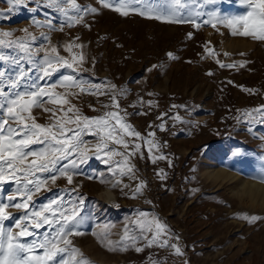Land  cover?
I'll use <instances>...</instances> for the list:
<instances>
[{
  "label": "rangeland",
  "instance_id": "obj_1",
  "mask_svg": "<svg viewBox=\"0 0 264 264\" xmlns=\"http://www.w3.org/2000/svg\"><path fill=\"white\" fill-rule=\"evenodd\" d=\"M77 2L97 11L85 14L84 23L73 27L65 24L63 31L49 32L46 27H34V21L51 19L59 28L65 18L45 7L43 0H32L28 8L12 12L7 11L8 0H0V32L23 37L22 29L27 28L38 38L34 47L48 46L41 37V33H46L65 57L69 53L63 46L78 37L75 42L84 46L83 67L88 71H82L77 79L116 85L119 110H108L119 111L121 116L128 113L126 122L142 138L159 144L158 149L152 150L153 158L161 154L166 158L153 162L148 158V145L143 139L136 140L144 158L139 153L131 157L134 173L119 177L113 176L108 170L110 165L102 162L106 157L97 159L89 152L91 158L80 166V174L74 175L72 184L62 177L55 185L49 183L51 191L37 194L36 203H46L62 189L78 187L79 194L86 197L82 215L87 219L80 229L84 234L70 239L90 264H150V258L158 264H264V192L248 188L255 184L264 189V122L258 116L253 119L245 114L264 105V41L234 36L223 24L213 28L203 23L209 19V12L242 15L248 11L247 5L240 0H215L211 4L206 0H184L188 7L181 9V14L194 19L200 25L197 28L192 23H166L131 11L123 16L113 10L120 0H107L113 7H104L100 0ZM144 2L159 7L167 0ZM30 8L37 11H29ZM206 49H211V54ZM0 54L13 53L0 47ZM217 61L236 66L220 67ZM241 62H246L244 67H240ZM61 74L75 75L62 69L47 83H55ZM71 102L89 117L102 115L101 104H111L108 96L97 99L87 94L72 98ZM33 115L41 124L48 122L49 114L42 109H34ZM161 123L163 131L159 128ZM149 132L154 137L148 136ZM85 139L93 142L90 147L94 151V138ZM110 147L123 151L118 145ZM121 159L113 157V162ZM161 170V174H166L163 180L157 175ZM117 178L122 183L113 188ZM140 181L146 186L132 198ZM13 187L12 183L6 184L0 196L6 200ZM9 211L16 216L21 214L15 208ZM139 212L166 224L172 236L170 243H177L184 255H175L170 247L156 246L139 253L134 248L109 251L106 241L101 242L104 226H108V239L118 241L125 225L136 227L130 221L137 219ZM245 215L261 219L249 223L242 218Z\"/></svg>",
  "mask_w": 264,
  "mask_h": 264
},
{
  "label": "snow or ice",
  "instance_id": "obj_2",
  "mask_svg": "<svg viewBox=\"0 0 264 264\" xmlns=\"http://www.w3.org/2000/svg\"><path fill=\"white\" fill-rule=\"evenodd\" d=\"M31 2L32 0H8L10 7L7 11L12 12L20 7L28 8ZM100 2L104 7H113L107 0ZM214 2L215 0H206V3ZM43 3L45 7L65 18L59 28L51 19L34 21V27H46L49 32L63 31L65 24L73 27L84 23L85 14L97 11L90 6H81L77 0H43ZM240 3L247 5L248 11L245 14L221 16L217 12H209V19L203 23L211 24L213 28L218 23L223 24L231 29L234 36L264 41V0H240ZM132 4L141 7H131ZM187 7L184 0H167L166 4L159 7L145 3L144 0H120L119 6L113 10L123 16H127L131 11L166 23H192L198 28L200 25L194 19L185 18L181 14V9ZM28 10L37 11L35 8ZM22 31L25 33L23 37H13V33L8 31L0 32V47L13 53L0 54V62L10 66L4 68L0 64V193L4 191L6 184L14 185L6 200L0 196V264H90L70 239L84 234L80 229L87 219L82 215L86 197L79 194L78 187L62 189L42 204H37L34 197L42 191L50 192L49 183L55 185L61 177L65 178L68 184H72L74 175L80 174V166L87 164L91 158L89 152L97 159L106 157L102 162L110 165L108 170L113 176L119 177L134 173L135 165L130 163L131 157L139 153L141 159L144 158L141 145L136 143V140L143 139L144 144L148 145V158L153 162L166 157L161 154L153 158L152 150L158 149L159 144L154 140L142 138L141 133L126 122L125 116L128 113L125 112L124 116H121L119 111L108 110L110 107L119 110L116 85L92 84L77 79L82 71H88L83 67L86 60L84 46L75 42L78 37L63 46L64 51L69 53V56L65 57L60 55L56 45L51 44L46 33H41V37L48 41V46L34 47L38 38L27 28ZM191 35L189 33V37ZM76 49L80 51H75ZM206 50L211 54V49ZM168 56L175 58L172 53H168ZM245 63L241 62L240 67H244ZM235 66L220 63V67ZM155 67L157 65H153V68ZM62 69L71 70L75 75L61 74L55 83H47L53 76L61 73ZM58 88H63L64 91H58ZM73 88L78 89V92L71 91ZM81 94L96 96L97 99L100 96H108L111 104H101L104 109L102 115L89 117L71 102L72 98H78ZM89 107L93 111L97 110L93 105ZM34 109H42L44 113L49 114L48 122H37L33 115ZM245 114L253 119L258 116L260 122H264V105ZM175 119L180 120V117L176 116ZM159 128L163 131L164 124L161 123ZM154 135L153 132L148 133L150 137ZM85 136L94 138V151L93 147H90L93 142L86 140ZM110 145H118L123 151ZM116 156L122 159L113 162V157ZM168 163L171 165L170 160ZM161 173L162 170L157 175L163 180L166 174ZM101 182L105 181L101 179ZM261 182H264V177H261ZM120 183L121 179L117 178L112 187L115 188ZM145 186L146 183L140 181L132 192V198L141 194ZM10 208L20 210L21 214L16 216L9 211ZM242 218L249 223L261 219L255 215H245ZM6 222L11 223L6 225ZM130 224L136 227L125 225L124 234L118 241L108 239V226H104L101 242L106 241L109 251H127L134 248L139 253L144 251V248L156 246L170 247L175 255H184L177 243H170L172 236L167 225L155 216L149 218L148 213L139 212L137 219L130 221ZM41 229L44 231H40ZM175 239L178 241L179 237ZM150 264H158V261L150 258ZM185 264L188 262L185 261Z\"/></svg>",
  "mask_w": 264,
  "mask_h": 264
},
{
  "label": "bare ground",
  "instance_id": "obj_3",
  "mask_svg": "<svg viewBox=\"0 0 264 264\" xmlns=\"http://www.w3.org/2000/svg\"><path fill=\"white\" fill-rule=\"evenodd\" d=\"M245 187H246V186H245ZM246 188H247V187H246ZM248 188H250V189H251V188H254V189L256 188L257 190H262V191L264 192L263 187H260L259 185L250 184V185H248ZM248 188H247V189H248ZM243 189H244V188H243ZM250 189H249V190H250ZM251 192H252V191L250 190L249 193H251ZM247 194H248V193H247Z\"/></svg>",
  "mask_w": 264,
  "mask_h": 264
}]
</instances>
